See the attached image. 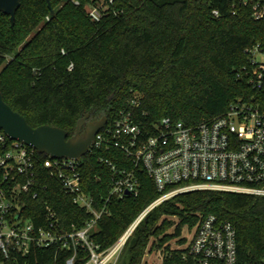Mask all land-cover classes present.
I'll return each mask as SVG.
<instances>
[{
	"label": "trees",
	"instance_id": "16d2710c",
	"mask_svg": "<svg viewBox=\"0 0 264 264\" xmlns=\"http://www.w3.org/2000/svg\"><path fill=\"white\" fill-rule=\"evenodd\" d=\"M239 1L49 0L51 15L45 0H19L12 27L0 14L3 102L30 127H55L67 138L84 115L109 121L133 99L145 126L163 118L194 126L223 115L239 99L261 102L264 96L247 84L245 73L248 50L264 51V18L254 20L250 5ZM99 2L108 4V12L94 23L84 7ZM99 159L126 163L119 153L105 151L79 161L83 192L95 209H106L88 236L96 255L158 197L152 181L137 172V197H111L104 205L111 173ZM42 181L45 189L27 200L21 213L37 225L48 206L62 231L81 229L90 215L72 205L58 182ZM208 215L232 226L237 264H264V197L212 191L184 193L151 209L115 264H146L151 254L160 256V264L179 263L184 250L170 243L183 246L181 230L192 231ZM71 255L57 247L32 248L5 264H65ZM89 258L77 247L73 264H87Z\"/></svg>",
	"mask_w": 264,
	"mask_h": 264
},
{
	"label": "built area",
	"instance_id": "2783aa9c",
	"mask_svg": "<svg viewBox=\"0 0 264 264\" xmlns=\"http://www.w3.org/2000/svg\"><path fill=\"white\" fill-rule=\"evenodd\" d=\"M239 2L250 5L254 20L264 18V0ZM108 4L86 5V17L98 22L108 12ZM211 14L218 17L216 11ZM248 55L246 82L264 96V51L255 46L248 50ZM137 107L138 101L133 99L128 107L106 120L87 154L115 152L126 162L120 166L108 159H99L111 173L104 205L111 197H137V172H143L152 181L158 197L100 255L95 254L88 236L106 209L103 206L95 209L92 198L82 190L79 172L82 157L41 160L32 148L8 139L0 131V264L24 257L32 248L49 247L72 253L65 264H73L77 247L88 251L87 264H115L126 240L149 211L175 196L212 191L264 197V98L261 102L254 98L239 99L223 115L194 126L169 118L145 126L138 120ZM44 177L58 182L72 205L90 215L81 229L71 227L62 231L55 212L48 206H44V219L37 225L21 213L26 201L35 200L45 189ZM185 240L183 246L175 247L184 250L177 264H237L232 226L212 215L202 218Z\"/></svg>",
	"mask_w": 264,
	"mask_h": 264
},
{
	"label": "water",
	"instance_id": "95a60500",
	"mask_svg": "<svg viewBox=\"0 0 264 264\" xmlns=\"http://www.w3.org/2000/svg\"><path fill=\"white\" fill-rule=\"evenodd\" d=\"M51 15L49 0H45ZM19 7V0H0V14L8 17L10 27L14 24L15 12ZM87 115L79 119L75 126L74 134L67 138L65 131L50 127H30L25 119L18 113L12 111L2 99L0 94V131L8 139L18 141L32 148L37 154L44 155L50 159L77 160L85 156L93 141L95 134L105 125L106 119L86 124L85 131L81 132Z\"/></svg>",
	"mask_w": 264,
	"mask_h": 264
},
{
	"label": "rangeland",
	"instance_id": "374dc122",
	"mask_svg": "<svg viewBox=\"0 0 264 264\" xmlns=\"http://www.w3.org/2000/svg\"><path fill=\"white\" fill-rule=\"evenodd\" d=\"M171 232V231H169ZM181 237L183 238H189L190 235H191V231L188 230L187 227H184L182 230H181ZM170 246L172 248H175V245L173 243V241L170 243ZM146 264H160V259H159V255H154V254H151L149 256L146 257Z\"/></svg>",
	"mask_w": 264,
	"mask_h": 264
},
{
	"label": "flooded vegetation",
	"instance_id": "af4514ba",
	"mask_svg": "<svg viewBox=\"0 0 264 264\" xmlns=\"http://www.w3.org/2000/svg\"><path fill=\"white\" fill-rule=\"evenodd\" d=\"M93 122H96V121H89V120H86V121L83 123V126H82V128H81V132H82V131H85V129H86V124H88V123H93Z\"/></svg>",
	"mask_w": 264,
	"mask_h": 264
}]
</instances>
